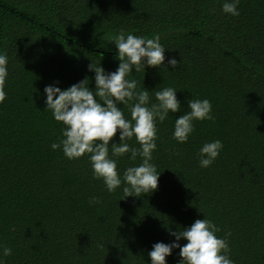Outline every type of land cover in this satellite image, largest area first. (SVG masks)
Wrapping results in <instances>:
<instances>
[{"label": "trees", "instance_id": "obj_1", "mask_svg": "<svg viewBox=\"0 0 264 264\" xmlns=\"http://www.w3.org/2000/svg\"><path fill=\"white\" fill-rule=\"evenodd\" d=\"M222 2L0 0L9 73L0 104V244L12 249L6 264H150L152 244L174 239L166 227L203 218L219 226L217 236L230 233L234 264H264V0H239L235 17L222 13ZM121 29L160 37L177 68L146 67L129 79L138 88H175L183 106L157 125V190L125 198L123 185L109 193L93 178L87 156L69 160L51 149L63 125L44 110L43 93L86 77L94 88L90 64L114 72L116 49L103 35ZM188 99H208L213 120L194 121L189 140L178 144L173 124L189 111ZM216 139L220 155L200 168L199 148ZM129 143L139 147L135 138ZM114 159L121 173L140 163ZM92 196L100 202L90 205ZM178 252L167 264H178Z\"/></svg>", "mask_w": 264, "mask_h": 264}, {"label": "clouds", "instance_id": "obj_2", "mask_svg": "<svg viewBox=\"0 0 264 264\" xmlns=\"http://www.w3.org/2000/svg\"><path fill=\"white\" fill-rule=\"evenodd\" d=\"M238 5L239 0H223L221 11L228 16H238ZM105 36L115 46V59L119 61L114 72L90 64L94 88H89L86 77L63 90L57 86L58 81L43 89L44 110L50 111L53 119L63 125L58 142H52L50 147L61 149L69 160L87 156L93 178L102 180L107 192L112 193L123 185V198L139 197L158 188L161 171L158 172L152 163L159 138L157 125L164 123L170 113L181 111L183 106L177 98V89L138 88L137 81L129 76L146 67L168 69L171 66L173 70L179 61L171 56L166 60V48L159 36L145 38L126 34L123 29L115 34L104 33ZM7 66L6 54L0 53V104L7 96ZM122 106L128 108L129 117L125 116ZM187 108L189 111L176 117L173 124L172 138L178 144L189 140L195 131L194 121L213 120L212 104L208 99H188ZM133 138L139 147L129 143ZM222 149L219 139L204 143L197 152L199 167L211 166ZM124 156L133 162L139 159L140 163L121 173L114 157ZM99 202L96 196L89 198L90 205ZM165 230L174 239L169 243L152 244L147 253L150 264H167L166 257L171 256L174 249H179L178 264H234L229 255L227 237L230 233L217 236L221 229L209 219H196L190 226L177 231L167 227ZM181 239L186 243L181 244ZM11 254V248L0 244V264H6L5 257Z\"/></svg>", "mask_w": 264, "mask_h": 264}]
</instances>
